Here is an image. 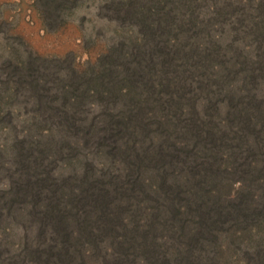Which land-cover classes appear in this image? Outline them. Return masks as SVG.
Returning <instances> with one entry per match:
<instances>
[{"label": "trees", "instance_id": "1", "mask_svg": "<svg viewBox=\"0 0 264 264\" xmlns=\"http://www.w3.org/2000/svg\"><path fill=\"white\" fill-rule=\"evenodd\" d=\"M148 1L140 4L139 0V5H132L136 8L131 10L145 25L142 42L124 55L123 62H113L115 68L114 65L104 69L92 68L89 77H86L85 70H74L67 79L57 81L55 78L57 86H48L49 74L40 71L39 66L19 62L15 67L19 75L17 88L34 92L39 108L46 107L45 111L66 130L64 142L71 146L95 141L103 144L109 154L123 153L130 156L134 163L127 173L114 175L122 177V182L114 181L113 176L105 181L101 175L88 171L70 182L72 178L59 180L57 176L45 173L44 158L52 148L48 146L50 143L41 149L31 146L27 154L21 153L19 177L9 186V204L0 205V219L12 217L11 210L17 208L21 216L26 212L25 216L34 222L35 237L40 241L26 248L31 255H35L34 264H85L97 238L103 232L119 229L117 222L119 225L122 222L119 221L122 220L120 207L129 203L127 198L130 199L131 193L146 192L148 189V192L151 190L161 195L160 190L169 183L170 176L177 178L174 172L177 163L188 168L195 182L193 185L167 186L175 190V196L171 198V216L172 219L181 216L178 217L176 233L179 232L178 239L184 246L190 244L184 242L185 237L198 241L208 234L214 220L222 214V211L217 212L214 219L211 213L213 207L210 211L206 209L209 198L204 179L208 178V172L202 170L204 162L198 165L195 162L200 157L204 158L206 141L213 144L211 149L215 150L229 137L227 131L233 133V138L245 135L244 131H247L253 133L257 140L260 134H264V105L253 93L255 71L264 69V56H257V62L246 57L242 62L230 64L225 58L226 53H222V45L214 41L211 46L205 47L202 42H194V36L201 37L207 25L196 12H192L187 21L182 20L180 7H186L185 14L188 13L190 6L187 2ZM259 1L248 12L236 16L231 25L232 30L238 32L242 23L247 22L244 28L252 30L257 40L262 38L264 41V0ZM230 4L218 7L217 16L229 13ZM168 5H173V9H166ZM234 55L240 57L239 53ZM247 61L248 68L236 84L233 82L234 71L240 72L239 65L244 62L247 65ZM196 74L204 76L194 78ZM91 82L95 86H91ZM193 84H197V90ZM199 93L204 97L201 107ZM85 105L100 109L91 121H88L90 110L86 114ZM212 108L217 114L224 113V126L214 124ZM53 131L51 127L44 128L39 136L49 138ZM179 133L185 139L180 138ZM70 138H75V141L72 143ZM237 139L241 138L238 136ZM39 142H42L41 139L36 143L31 141L32 145ZM61 146L64 150L65 146ZM155 158L165 163V169L157 174L160 184H154L141 173ZM196 166L199 167L197 170ZM200 172L203 173L198 176ZM179 200L184 204H178ZM6 207L8 212L5 213ZM197 211L204 214L200 223L188 228L191 221L189 215ZM129 241L131 239L128 240L125 235L121 238L115 236L108 250L122 252L124 249V256L128 258L127 251L133 244ZM80 244L90 249L80 250ZM183 251L185 249L178 250V253ZM127 258L118 256L116 264H125ZM3 264L19 262L10 258Z\"/></svg>", "mask_w": 264, "mask_h": 264}, {"label": "rangeland", "instance_id": "2", "mask_svg": "<svg viewBox=\"0 0 264 264\" xmlns=\"http://www.w3.org/2000/svg\"><path fill=\"white\" fill-rule=\"evenodd\" d=\"M138 1L0 0V205L9 204V186L19 177L21 153L27 154L31 146L41 149L50 143L48 146L52 148L45 153L44 170L59 180L72 178L69 180L72 182L76 176L81 177L88 171L101 175L105 181L113 176L114 181L122 182V177L114 175L125 174L130 167H134L130 156L109 154L103 144L95 141L75 145L72 144L75 138H70L71 146L64 142L66 130L45 111L46 107L39 108L34 92L17 88L19 75L15 67L19 62L39 66L40 71L49 74L48 86H57L60 78L67 79L74 70H85L86 77H89L92 68L104 69L111 65L115 68L114 63L123 62L124 55L141 44L142 35L146 32L143 20H137L133 13L136 7L132 5L138 6ZM142 2L144 0L140 4ZM185 2L190 7L186 14L187 8L180 7L182 20L187 21L190 14L196 12L207 25L201 37L194 36V42H202L205 47L211 46L214 41L222 45V53H226L225 58L230 64L242 62L246 57L257 62V56H264V41L262 38L257 40L252 30L244 28L247 22L242 23L238 32H234L231 25L236 16L248 12L259 0H183ZM228 2H231L229 13L218 17V7L223 8ZM169 8L173 9V5H168L166 9ZM235 52L239 53V58L234 55ZM239 67L240 72L234 71L233 82L236 84L247 70L248 61L247 65L244 62ZM255 75L253 93L264 105V69L255 71ZM202 76L193 75L194 78ZM91 86L95 84L91 82ZM199 94L201 107L204 97ZM84 109L86 114L89 113L88 121L100 110L86 105ZM87 110L90 111L87 113ZM211 112L214 124L224 126V113L217 114L214 108ZM50 127L54 131L49 138L39 136L41 130ZM227 134L229 137L215 150L211 149L213 144L206 141L204 158L195 161L197 165L204 162L202 170L208 172V178L204 179L205 192L210 199L205 204L206 209L210 211L213 207L211 213L214 219L217 212L222 211L205 237L198 241L185 237L184 242H190L186 246L178 239L176 226L181 216L172 219L171 198L175 196V190L167 186L193 185L195 180L185 165L177 163L174 167L177 178L170 176L169 183L160 190L161 195L151 190L148 192V189L146 192L131 193L130 199L127 198L129 203L120 207L122 220L119 221L126 225L117 222L119 229L103 232L91 249L80 244V250H91L85 264H116L118 256L126 259L124 249L122 252L108 250L113 238L123 235L133 242L127 251L129 256L125 264H264V134H260L259 140L247 131H244L245 135H238L242 140L237 139L238 136L233 138L232 132L227 131ZM178 135L184 138L183 134ZM39 139L41 143L32 145V140L36 143ZM62 144L64 150H61ZM148 163L147 169L141 170L142 177L160 184L157 174L165 169V163L156 158ZM198 168L196 166V170ZM178 202L184 204L180 200ZM174 204L176 206V202ZM11 213L14 218L4 216L0 219V264L10 258H16L19 264H34L35 255H31L26 248L40 241L35 237V224L25 216L26 212L21 216L15 208ZM203 215L198 211L191 213L187 227L198 225ZM184 249L178 253V250Z\"/></svg>", "mask_w": 264, "mask_h": 264}]
</instances>
